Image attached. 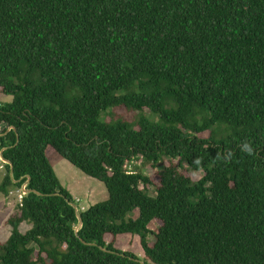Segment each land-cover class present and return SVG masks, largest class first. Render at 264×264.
<instances>
[{"label": "trees", "instance_id": "16d2710c", "mask_svg": "<svg viewBox=\"0 0 264 264\" xmlns=\"http://www.w3.org/2000/svg\"><path fill=\"white\" fill-rule=\"evenodd\" d=\"M0 93V264H264V0H0Z\"/></svg>", "mask_w": 264, "mask_h": 264}, {"label": "rangeland", "instance_id": "374dc122", "mask_svg": "<svg viewBox=\"0 0 264 264\" xmlns=\"http://www.w3.org/2000/svg\"><path fill=\"white\" fill-rule=\"evenodd\" d=\"M12 101L11 96H5L0 93V103H10ZM149 115V114H148ZM114 118L125 117L128 120L134 119V113H128L123 110L114 111ZM51 163L54 166V171L60 180L62 186L68 190L71 194L77 209L81 212L88 210L92 206L107 201L109 195L105 185L91 177L86 176L76 167H74L67 160L60 159L56 155H51ZM141 161L134 162L128 165L127 169L132 170L134 165L140 167ZM6 163L0 160V185L6 175ZM146 175L152 177L154 183L158 181V177L153 175L152 171L146 167L144 169ZM185 172V171H184ZM186 174L191 176L194 180H198L200 176L196 173H191L186 170ZM155 176V177H154ZM151 196H154V188H150ZM8 195L0 192V241L4 242L11 236V227L7 224L8 219L15 213L17 206L20 204V190H10ZM139 216L138 210L133 211L128 215L130 219H137ZM158 227L157 223L151 225V229L154 230ZM31 227L24 223L20 227L22 233H26ZM118 248L123 251H131L138 254L141 257V251L136 238L131 236L121 237L118 240Z\"/></svg>", "mask_w": 264, "mask_h": 264}, {"label": "water", "instance_id": "95a60500", "mask_svg": "<svg viewBox=\"0 0 264 264\" xmlns=\"http://www.w3.org/2000/svg\"><path fill=\"white\" fill-rule=\"evenodd\" d=\"M18 142V141H17ZM2 159H3V161L6 163V164H8V165H10L11 166V174H13V167H12V165L8 162V161H6L3 157H2ZM28 191H26V193H27ZM76 211H77V209H76ZM81 226H82V219L79 217V224H78V227H77V230L79 229V228H81ZM142 264H144L143 262H142Z\"/></svg>", "mask_w": 264, "mask_h": 264}, {"label": "built area", "instance_id": "2783aa9c", "mask_svg": "<svg viewBox=\"0 0 264 264\" xmlns=\"http://www.w3.org/2000/svg\"><path fill=\"white\" fill-rule=\"evenodd\" d=\"M0 160H2L3 161V159H2V156H0ZM4 162V161H3ZM5 163V162H4ZM20 191H22V193H21V195H20V203H21V201H22V198H23V195L24 194H26V184L22 187V189L20 190Z\"/></svg>", "mask_w": 264, "mask_h": 264}]
</instances>
